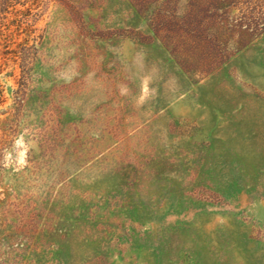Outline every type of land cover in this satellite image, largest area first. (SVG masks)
Returning <instances> with one entry per match:
<instances>
[{"label":"rangeland","instance_id":"obj_1","mask_svg":"<svg viewBox=\"0 0 264 264\" xmlns=\"http://www.w3.org/2000/svg\"><path fill=\"white\" fill-rule=\"evenodd\" d=\"M0 264H264V0H0Z\"/></svg>","mask_w":264,"mask_h":264}]
</instances>
